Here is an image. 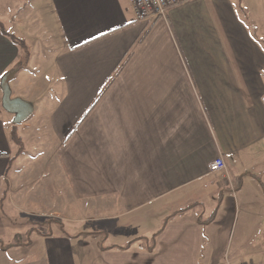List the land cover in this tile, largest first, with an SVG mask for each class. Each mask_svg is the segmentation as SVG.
<instances>
[{
	"label": "crops",
	"instance_id": "crops-1",
	"mask_svg": "<svg viewBox=\"0 0 264 264\" xmlns=\"http://www.w3.org/2000/svg\"><path fill=\"white\" fill-rule=\"evenodd\" d=\"M29 12L37 46L19 69L0 31V79L32 103L30 69L54 66L20 154L0 89V264H264V0L143 21L131 0H0L15 34Z\"/></svg>",
	"mask_w": 264,
	"mask_h": 264
},
{
	"label": "rangeland",
	"instance_id": "rangeland-1",
	"mask_svg": "<svg viewBox=\"0 0 264 264\" xmlns=\"http://www.w3.org/2000/svg\"><path fill=\"white\" fill-rule=\"evenodd\" d=\"M23 13V12H22ZM21 13V14H22ZM26 15V17H27V23H26V26H22V32L20 33V35L21 36H23L24 38H25V41H26V43L28 44V46H29V49H30V57H31V45L33 46L34 44H35V46H37V43H38V41H36L35 42V40L32 38V37H29V34L30 33H33L34 31H37L38 29H39V23H38V25H37V23H36V21L37 20H35V18L33 17L34 15H36L37 16V14L36 13H34V12H29V13H27V14H25ZM29 24L31 25V24H34V25H36L35 27L36 28H34V29H31L30 30V26H29ZM12 25V24H11ZM11 25H9V23H7V22H5V27L9 30V31H13L14 30V28L11 26ZM33 27V26H32ZM33 30V32H31ZM19 35V34H18ZM40 44V43H39ZM44 42H42L41 43V45H40V48H42L43 50H46V47L48 46V44H45ZM47 55V54H46ZM30 57H29V59H30ZM29 59H28V61H29ZM45 61L42 63V72H43V74H42V76H40V73H41V70H40V72L38 71H35V69L37 68H34V67H32L31 69H30V72H32V75L34 76V84L32 85V86H29V87H27L26 89H24V90H22L23 91V93L26 95V96H30V94H33V100H32V103L34 104V106H35V109H36V103H37V100L39 99V103L42 101V102H44V101H46V100H48V95L47 94H41V95H39L38 93H40L41 92V89L39 90V91H37V89L39 88L38 86L39 85H41V86H44L45 85V83L49 80V75L52 73V70H53V60L52 59H50L49 58V55H47L45 58ZM21 67H23V66H21ZM41 69V68H40ZM25 97V96H24ZM39 111V110H38ZM38 111H36V112H34V114H32L31 116H32V118H33V120H37V119H41V120H45V118H46V116H42L41 114H40V112H38ZM42 117V118H41ZM231 200V198H228L227 200H226V203H225V205H226V209L229 211V215L230 214H232V213H235V210H233V208H234V203L232 202V201H230ZM241 207H243V206H241ZM45 227V226H44Z\"/></svg>",
	"mask_w": 264,
	"mask_h": 264
},
{
	"label": "built area",
	"instance_id": "built-area-1",
	"mask_svg": "<svg viewBox=\"0 0 264 264\" xmlns=\"http://www.w3.org/2000/svg\"><path fill=\"white\" fill-rule=\"evenodd\" d=\"M186 0H131L135 19L137 21L152 20L159 16H165L170 7L183 3ZM225 170L222 158H216L209 164V171L214 174ZM250 264V263H240Z\"/></svg>",
	"mask_w": 264,
	"mask_h": 264
},
{
	"label": "water",
	"instance_id": "water-1",
	"mask_svg": "<svg viewBox=\"0 0 264 264\" xmlns=\"http://www.w3.org/2000/svg\"><path fill=\"white\" fill-rule=\"evenodd\" d=\"M17 70L7 71L0 79L1 104L3 109L12 115V124L20 125L26 121L33 112V105L20 97L12 96L10 82L14 78Z\"/></svg>",
	"mask_w": 264,
	"mask_h": 264
},
{
	"label": "trees",
	"instance_id": "trees-1",
	"mask_svg": "<svg viewBox=\"0 0 264 264\" xmlns=\"http://www.w3.org/2000/svg\"><path fill=\"white\" fill-rule=\"evenodd\" d=\"M0 31L6 35L7 37H9L10 39H12L14 42H16L19 47L21 48L22 51V55H23V61L21 66L25 67L27 65V61L30 57V49L28 44L25 41V38L21 35L15 34L11 31H9L6 27L5 24L0 20ZM19 66V69H21L22 67ZM10 136H11V140L17 144L19 146V151L18 154H20L23 151V138L21 137L20 133H19V129L17 125H12L11 129H10ZM17 154V155H18ZM262 189L264 190V184L260 181L259 178H257ZM238 180H240V178H238ZM240 183L237 184V186H235L234 188H238ZM219 207V201L215 207V209L212 211V213L210 214V216L204 221L205 224L211 222L214 217L216 216L217 210ZM52 220H48L47 222H45L42 225H46L51 223ZM161 230H159L156 234L153 235V237H155L156 235H158V233H160ZM18 238V236H16ZM8 246V245H6ZM115 247V246H110V248ZM126 247V246H125ZM125 247H121V248H125ZM152 249V248H151Z\"/></svg>",
	"mask_w": 264,
	"mask_h": 264
}]
</instances>
